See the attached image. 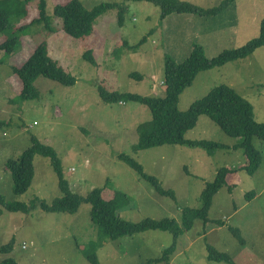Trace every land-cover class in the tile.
Returning a JSON list of instances; mask_svg holds the SVG:
<instances>
[{"label":"rangeland","instance_id":"1","mask_svg":"<svg viewBox=\"0 0 264 264\" xmlns=\"http://www.w3.org/2000/svg\"><path fill=\"white\" fill-rule=\"evenodd\" d=\"M67 1L45 0L49 30L42 23L29 24L37 17L38 2L29 0L20 18H10L13 29L0 34V42L12 34L18 39V49L13 54L0 53V124L7 123L0 125V197L5 202L23 203L36 197L47 204L60 197L49 159L39 155L33 158L34 177L29 189L20 196L12 194L11 173L4 165L9 159H17L35 137L56 152L71 192L85 196L100 188L105 198L116 191L124 193L130 203L118 211L121 219L138 222L172 218L181 225L183 210L199 208L200 193L206 183L213 181L218 169L246 164L243 152L233 149L241 139L226 136L206 116H200L184 138L214 141L225 145V149L215 150L212 155L184 145L133 151L136 128L150 120L149 110L129 101L104 103L98 88L161 97L165 57L180 63L194 44L201 45L208 58L224 49L243 46L258 34L264 2L238 0L214 17L171 14L161 19L159 8L147 2L80 0L87 10L100 3L124 6L123 21L117 25V10H107L95 19L91 35L74 39L63 33L61 20L52 13L56 4ZM181 1L208 9L223 0ZM23 25L28 27L18 32L16 28ZM141 39L138 49L131 51L129 47ZM41 43L75 84L64 87L39 77L34 82L38 97L21 101V84L11 67L21 66ZM87 51L92 52L95 65L83 60ZM221 85L244 98L252 107L254 121L262 123L264 47L245 59L198 73L180 94L177 109L186 111L194 101ZM252 144L261 156L259 168L252 176L245 171L227 175L226 186L212 199L208 223L203 225L197 219L190 230L178 236L168 264H228L208 261L207 246L228 255L232 264H263L264 140L254 138ZM119 154L134 159L146 175L156 178L164 190H171L174 199L158 195L117 158ZM250 192L253 196L247 198ZM0 208V246L12 240L10 253H0V261L11 257L17 264H91L77 248L99 238L100 230L90 221V205L81 204L72 215L44 213L38 208L24 215ZM218 222L222 225L218 226ZM232 230L238 231L242 243ZM172 243L171 235L160 231L106 240L96 251L97 264H145L160 257Z\"/></svg>","mask_w":264,"mask_h":264},{"label":"trees","instance_id":"2","mask_svg":"<svg viewBox=\"0 0 264 264\" xmlns=\"http://www.w3.org/2000/svg\"><path fill=\"white\" fill-rule=\"evenodd\" d=\"M29 0H0V34H8L13 29L10 18H20L24 12V4ZM37 17L29 24L42 23L46 30H49V17L46 15L45 0H37ZM132 2H147L160 10V18L164 19L171 14L196 15L200 17H214L223 12L226 8L238 0H223L217 6L203 9L186 1L181 0H128ZM263 1L264 0H260ZM117 10V25L123 21L124 6L100 3L92 9H85L80 0H69L64 4H56L52 13L53 16L62 22L61 30L67 36L74 39L85 38L92 33V26L97 17L107 10ZM28 25L19 26L18 32H24ZM144 39V38H143ZM143 39L133 47L131 51L138 49ZM126 44V42L124 43ZM264 47V16L262 17L258 34L243 46L232 49H224L215 57L205 56L203 47L194 44L188 56L180 63L169 57L164 59L162 87L164 93L161 97H142L130 93L107 92L102 87L98 88V96L104 103L134 102L145 106L150 113V120L137 126V143L133 145V151L147 150L163 145H179L196 147L212 155L215 150L225 149L226 146L208 140H186L184 138L187 131L193 129L200 116H206L212 121L226 136L239 138L241 141L233 146V149H240L246 158V164L238 168L222 167L217 170L212 182L206 183L202 189L196 209L185 208L183 210L181 225L172 218L153 220L142 219L138 222H129L120 218L118 211L130 203L129 197L120 192L111 193L108 198L103 195V189L95 188L85 196L73 193L69 185L64 180L61 170V163L56 152L51 146L45 144L35 137L30 139V146L25 149L17 159H9L5 163V169L11 173V191L14 196L23 195L31 186L34 177L33 158L39 155L48 158L51 168L57 176L58 190L60 197L54 198L47 204L43 200L34 197L27 203L12 201L5 202L0 197V207L9 213H22L28 215L32 210L38 208L44 213H66L75 214L81 204L90 205V221L97 227L99 238L90 241L81 250L84 258L91 264H97L96 251L106 240L114 241L121 237L132 236L146 231H160L171 235L173 243L165 249L161 256L149 259L145 264H168L173 255L174 242L183 232L190 230L195 220L199 219L203 225L208 223V211L212 204L213 197L224 186L226 177L236 171H245L252 176L259 168L261 156L254 148L252 140L254 138L264 140V121L256 123L253 118L251 105L240 97L233 89L221 85L211 89L204 97L194 101L186 111L177 109L178 98L184 89L189 87L196 75L200 72L220 68L227 63L242 60L251 55L255 50ZM18 49V39L15 35L7 36L0 42V53L13 54ZM83 60L91 65H95L91 51H87L82 56ZM1 63V61H0ZM12 73L19 79L21 88L19 99L21 101L34 100L38 97V92L34 87L37 78L42 77L64 87L75 84V80L65 73L55 61H53L46 51L45 44L41 43L33 49L24 63L19 67H11ZM131 77H136L131 74ZM0 125H7L1 123ZM117 158L131 168L138 176L147 181L160 196H167L174 199L171 190H164L156 178L146 175L142 167L126 154H119ZM253 196V192L246 195L247 198ZM2 210L0 208V215ZM218 226L222 223L218 222ZM232 234L242 243L237 230H232ZM12 248V240L0 246L1 254H9ZM207 260L226 262L232 264L231 259L225 253L217 252L211 246H207ZM0 264H17L11 257H5ZM264 264V262H263Z\"/></svg>","mask_w":264,"mask_h":264},{"label":"built area","instance_id":"3","mask_svg":"<svg viewBox=\"0 0 264 264\" xmlns=\"http://www.w3.org/2000/svg\"><path fill=\"white\" fill-rule=\"evenodd\" d=\"M23 248H24V246H23Z\"/></svg>","mask_w":264,"mask_h":264}]
</instances>
